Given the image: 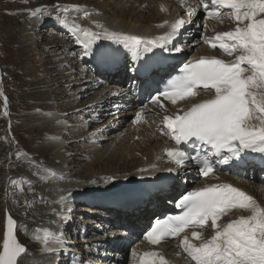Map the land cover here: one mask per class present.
<instances>
[{
	"label": "bare ground",
	"instance_id": "6f19581e",
	"mask_svg": "<svg viewBox=\"0 0 264 264\" xmlns=\"http://www.w3.org/2000/svg\"><path fill=\"white\" fill-rule=\"evenodd\" d=\"M94 1H100L102 4L98 5L94 3ZM72 2L74 3L68 4L75 6L69 5L70 7L66 9L69 11L74 9L77 10L66 15V17L64 16L63 21H60L62 23L65 22L70 29L75 25H79L81 29L99 32L101 31V28L98 27V25H103L108 31H115L125 35H137L144 40H152L157 37L165 36L171 32L172 25L178 24L180 20L190 21V23H187L183 28L178 29V37H173V39L168 42V46L179 42V45L182 48L180 53L164 51L159 48H153L151 53H147L144 52L143 45L140 46L138 53H134L128 49H124L122 46L116 48L106 41L99 43L97 46L100 47L101 51H115L117 62L112 67H106L100 60L98 61L94 59V61L90 63V67L91 69L92 67H98V70H95V72L104 76L102 78L106 79L108 82L115 81L116 84L114 85V88L120 92L108 94L109 90L103 89L104 91L101 90V94L94 93V90L97 89L94 81L97 80H93L87 77V75L85 76L84 72L81 71L80 75L84 78L82 80L85 83H91L90 85L85 86V83H81V79L76 80V77H67L72 73H78L79 69H74V72L70 67L69 72L67 69H63L61 72L52 71L53 73H56H49V98L52 97L51 99L56 105L59 99L61 103L58 105L61 106L62 104L61 108L64 110L65 106L62 102H65L64 99L67 96L66 92H71V95L75 94L76 98L67 102L73 103L67 107L69 108V111H74L75 113V110L78 108L80 109V112H85L83 109H88V117L91 118L90 122L101 126L97 127L94 132H91L93 130H91L92 127L90 123L80 126L74 125L76 128H71L70 125L62 132L61 127L59 126L67 124L65 121L66 118L60 120L58 117H52L51 115L42 114L38 111H32V115L27 119V129L30 131L32 130L31 133L40 130L47 134H45L46 137L43 138L44 140H41L42 146H39L40 151L47 152L50 155L51 163H58L60 166L58 165L59 167L57 168L49 167L48 171H46L47 169L45 170V173L49 174V176L46 174V178L41 179L45 186L39 185L36 187L38 190H41L42 193L40 194V192L37 191V194L32 195V197L26 202L29 204L31 200H35L38 203V208L34 207L37 209L36 211H39L40 213L48 211L49 232L60 236L61 233L57 231L58 223L60 224L65 220L62 219L63 215V217L68 216V214H70V216L72 215V212H69V209L67 210V207L70 206V202H72L74 207L76 204H82L91 208L92 206L100 204L92 203L89 206L84 202L85 198H91V193H85V189L90 187L88 185H90L91 182H105L107 179L111 178H108V176H116V174L135 176L133 178L119 177L120 180L115 179L114 183H110L111 185H109V183L103 184V188H107L104 193L109 195L112 194L111 196L114 198L115 194H119L129 186H134L139 182L151 183H147L150 184L148 189L141 191L140 194L135 195L136 197H130L124 200L118 205H114L116 204L115 200L110 201V207L114 208L112 212L114 213V218L117 217L121 222L119 223V227L122 229L132 227L134 235L139 237L135 249V252L137 253L135 256V263L132 262L131 264H139L144 253L152 251L159 254L158 257H154L153 259L158 260L159 257L162 256L168 261V264H192L190 259L178 246L179 240L183 235L187 234L190 236L191 232L184 233L173 243L151 246L143 236L146 227L163 213L172 211V208L175 207L176 201L183 194H186L190 190L203 188L212 184H230L237 187L252 196L262 207H264V164L256 161L238 167L221 166L217 172L209 178L201 179L193 167L190 166L186 171H181V166L176 165L175 161L167 156V150L176 147L174 140L170 136L166 135L165 139L158 141L162 145L155 146L154 140H152L153 138L144 140L148 133L146 129H143L140 123L135 122L132 125L126 126L125 119L131 114L136 116L139 112H142L143 117L146 115L145 119L150 121L149 123L157 121V117H159V121L162 122L163 125L165 115L183 114V112L188 111L194 103H200L204 100L210 99L211 93L202 91L198 92L196 97H189L183 101H177L175 104L172 102L164 103L159 101L153 105H145V101H143V98L149 94L151 84L159 85L160 82H162L167 76L173 74L175 70L180 68L184 63L195 61L201 57H217L224 59L225 61L232 60L233 57L227 56L222 50L211 51L209 49L211 46H209L208 43H204L199 36H201V31H204V36L214 38L219 32L234 29L235 22L231 21L227 24L226 20L228 18L226 17L225 21L222 23L206 19L205 13L202 10V5L203 3H208L210 11L213 10L210 0H203V3L201 0H147V2L146 0H74ZM79 2H83L84 4L82 5H84V7H76V4H79ZM143 8L145 11H142ZM193 9H195V12L189 16L188 13ZM144 12H148V16H145ZM182 13H185L184 17L182 16ZM197 25H199V27H197ZM225 25H228V27ZM188 27H195L192 33H190L192 37H186L194 39V41L190 42L193 43L190 48L184 46V41L181 40L183 32L187 30ZM63 30L66 33H69L67 30ZM67 36L69 44L70 40L72 42L71 50L73 49L76 51L79 49L82 51L79 58H84L85 60L87 59V61H90L88 57L83 55L84 50L81 45L76 42L77 36L81 39H87L83 33L72 32V34L69 33ZM54 46L58 47V44ZM64 56L67 59L69 58V55L67 54ZM186 56L187 58L184 60L183 58ZM149 57H152V60L149 63L154 72V75L151 73L149 74L150 78L149 76L139 74V72L134 74L133 72L127 71V67L132 66L133 61L143 63L148 60ZM101 75L98 76L101 77ZM64 78H68L65 80L68 89L64 91V95H62L60 91L58 92V95H53V89H51V87L55 86L56 83L59 85ZM75 86L76 88H74ZM43 88H45V86ZM35 89L38 88L35 87L34 89H31L32 93L30 97L32 101L41 102L38 101L39 98L41 100L48 98V96L39 97L41 93H39L40 91L36 92ZM115 99L117 100L114 101ZM127 100L131 103L128 104ZM45 103H47V101L40 104L44 110L48 108V103ZM110 104H112V106H110ZM39 108L40 111H42V108L38 106V109ZM1 114L2 112H0V126H2ZM6 114L8 121H12L11 119L15 116V112L9 107L6 109ZM254 123L259 124V121H254ZM55 129H57V133H51V131H55ZM2 132L3 136L1 137L2 139H0V157L6 150L3 138H5L7 143L11 145L7 129L4 131L3 128ZM135 137L139 139V142L134 141ZM87 139H92L90 145L86 144L87 146H83V144H80L81 140L85 142ZM66 140L68 141V144L64 145L63 142ZM84 148H86V150L89 149L90 154L95 152L98 153L99 151L102 152L101 156L96 155L97 158L94 159L90 165L94 173L96 172V175L94 174L91 176V174L89 177H86L85 175V178L79 181L76 176L79 174V169L82 167L78 161L83 160L75 159L73 158V155H81L80 152L83 151ZM69 154H72V159L68 157ZM17 156L18 155H16V157ZM174 165L176 166L174 167L175 170L172 167ZM140 169H148V171L141 172ZM168 169H172V171L169 172L167 171ZM89 171L91 170L89 169ZM155 171L158 172L150 176L147 174L148 172ZM145 175H147L148 178H142L145 177ZM257 175H259L260 178L254 177ZM181 176H184L183 184L186 183L187 186L195 184L196 186L187 189V186H182L181 184L178 185L176 180ZM252 176L255 178H252V180H259L261 184L249 182L251 180L249 178ZM60 177L62 180L60 188L51 187L49 190V185L55 180L58 182L57 179ZM11 178L8 180H11ZM116 178H118V176H116ZM13 191L14 187H11V194L15 192ZM18 193H22V189ZM69 193H71V199H68ZM74 207H72L73 212L74 210L76 211V208L74 209ZM99 207H101V209H106V211L111 210L103 204L99 205ZM96 212L98 213L102 211L97 210ZM249 214L250 213L246 211L235 210L230 215L233 219H237L240 216H247ZM150 215L154 216L149 217ZM228 218L229 217L226 216L223 217L220 223L223 224ZM69 220H71V218ZM65 221L67 222V220ZM109 221L115 224L118 223L114 220ZM207 229L210 228L204 230L199 229L197 231H204L205 237H208ZM91 230L93 234L89 235L84 232L81 236L83 239L89 238L87 241H91L85 244L94 245L96 249L108 248L106 252H96L93 254H96V256H98L101 261L106 262V264H121L123 256L120 254L121 252L118 251V247L113 243V238L97 237L95 240L97 233L93 229ZM37 232L39 233V231ZM95 242L98 244H94ZM57 243L58 246H61L60 249H56V244L53 241H49L48 249L54 248L56 249L55 251L61 250V252H57L59 254L57 257H61L65 248L60 242ZM44 251L45 249H43V252ZM51 259L52 258L49 259L48 264H54ZM23 262L24 254L18 258V263L23 264ZM32 262L43 264L42 262L35 260L29 261L28 264H31ZM94 264L99 263L98 261H95Z\"/></svg>",
	"mask_w": 264,
	"mask_h": 264
},
{
	"label": "snow or ice",
	"instance_id": "6c2138e0",
	"mask_svg": "<svg viewBox=\"0 0 264 264\" xmlns=\"http://www.w3.org/2000/svg\"><path fill=\"white\" fill-rule=\"evenodd\" d=\"M210 3L211 11L208 3H203L206 18L223 20L226 17L235 22V27L217 33L214 38L204 36L201 31L200 39L233 59L201 57L185 63L178 69L180 74L152 97L153 103L164 97L175 104L177 100L196 97L199 90L211 93L210 99L194 103L183 114L165 115L161 127V132L170 136L176 145L167 150V156L181 166V171L195 165L202 177H208L221 166L238 167L256 161L264 164V0H210ZM194 12L195 9L188 15ZM187 23L190 21L180 20L172 25L171 32L152 40L108 31L103 25H98L99 32L81 29L79 25L70 31L82 32L89 38L76 37L85 57L97 56L106 67H112L117 62L115 51H101L99 46L93 50V44L106 41L134 53L139 52L141 45L147 53L153 48L180 53L179 42L171 46L168 42L178 37V29ZM151 60L152 57L143 63L133 61L127 71L154 75ZM140 120L138 114L134 122ZM175 207L182 210L181 214L156 219L144 239L158 245L163 240L181 237L186 229L192 228L190 236L183 235L178 245L192 264H264V207L243 190L230 184H212L183 194ZM234 210L250 214L220 223ZM16 227V221L9 214L0 264H18V258L27 252ZM206 228L211 229L208 237L204 231L195 230ZM50 240L63 242V237L49 232L43 242L48 244ZM131 255L135 257L137 253ZM158 255L155 251L146 252L139 264H168L162 256L153 259Z\"/></svg>",
	"mask_w": 264,
	"mask_h": 264
},
{
	"label": "rangeland",
	"instance_id": "374dc122",
	"mask_svg": "<svg viewBox=\"0 0 264 264\" xmlns=\"http://www.w3.org/2000/svg\"><path fill=\"white\" fill-rule=\"evenodd\" d=\"M70 1L0 0V112H2L0 139H2L1 137L3 136V128L4 131H6L7 129V134L10 138L11 143L10 145L9 143H7V140L3 138V140L5 141L4 144L6 146V150L0 157V251H2L3 238L6 234V218L10 213V215L16 221V231L18 238L27 247V252L26 254H24L23 264H28V262L31 260L40 261L43 264H48L50 258H52L51 260H53L54 264H94L95 261H98L99 264H106V262L101 261L98 256L93 253L106 252L108 248L96 249L94 245L85 244L91 242L87 241L89 240V238L83 239L81 237L84 232L88 233L89 235L93 234L91 229H93L97 233L95 240L97 239V237L113 238V243L118 247V251L121 252L120 254L123 256L121 264H131L132 262L135 263V257H133L131 253L135 252L138 241L137 239L139 237L134 235L132 227H129V230L119 227V223L121 222L117 217L114 218V213H112L114 208L110 207V201L115 200L116 204L114 205H118L130 197H136L135 195L140 194L141 191H144L148 189V187H150V182H147L150 184H147L146 182H139L134 186H129L119 194H115L114 198H112V194L109 195L104 193L106 192L105 190L107 188H103V184L109 183V185H111L110 183H114L115 179L120 180V178H133L135 176H127V174L126 177L122 174H116L118 178H116V176H108V178H111L107 180L105 179V182H91L90 185H88L90 187L88 189H85V193L92 194L91 198H85L84 202L89 206L92 203L100 204H97L90 208L82 204H76L74 207L72 202L69 203L71 207L68 206L67 210L70 208L69 212H72V215L70 216V214H68V216L65 217H63V215L62 219L67 220V222L64 220L60 224L58 223L57 229V231L61 233L60 236L63 237V242L60 243L65 248L61 257H57L59 255L57 252H61V250L50 252L48 251L49 243L45 244L43 242L46 235L49 233V212L46 211L40 213L39 211H36L37 209H35L34 207L38 208V203L35 200H31L29 204L26 202L30 199V197H32V195L37 194V191H39L40 194L42 193V191L38 190V188L36 187L39 185L45 186V184L41 181V179L46 178V174H48L45 173V170L47 169L46 171H48L49 167L57 168L60 166L58 163H51L50 155L47 152L40 151L39 146H42L41 142L44 140L43 138H45L47 134L40 130L36 131L37 133H31L32 130L30 131L27 129V119H29L30 115H32V111H38L42 114H46L49 116L51 115L52 117H58L60 120L66 118L65 121L67 124H63V126L65 125L64 127L62 125L59 126L61 127L62 132L67 126L69 127L70 125L71 128H76L74 125L80 126L90 123L92 127L91 130H93L91 132H94L97 127L101 126L99 124L90 122L91 118L88 117V109H83V111L85 112H80V109L78 108L75 110V113L74 111H69V108L67 107L72 105L73 103L67 102L75 99V94L71 95V92H66L67 96L64 99L65 102H62L65 106L64 110H62L61 108L62 104L61 106H59L61 103L59 99L56 105L55 102L51 99L52 97L49 98V73H51L52 71L61 72V70L63 69H67L69 72L70 67L74 72V69H79L78 73H72L67 77H76V80L81 79L80 82L85 83L82 80L84 78L80 75L81 71L84 72L85 76L87 75V77L93 80H97L94 81L97 88L96 90H94V93L101 94V90L104 91L105 89L109 90L108 94L120 92L114 88V85L116 84L115 81L108 82L106 79L102 78L104 76L95 72V70H98V67H92L91 69L90 63H92L94 59L99 61V58L97 56L88 57L90 61H87V59L85 60L84 58H79L82 51H80L79 49H77L76 51L73 49L71 50L72 42L70 39L72 37L69 39V44L67 36V34L69 33L72 34V32L70 31L71 29L65 24V22H60L63 21L64 16L66 17V15H69L74 10H77L74 9L69 11L68 9H66L70 6H75L68 4L74 3L72 2L74 0ZM94 3L98 5L102 4L100 3V1H94ZM79 4H76V7H84V5H82L84 4L83 2H79ZM144 8L142 9V11H145ZM30 12L35 13V15H30ZM147 13H145V16H148L149 13ZM182 16L184 17L185 13H182ZM225 19L226 18H224L223 20H214L218 23H222L225 21ZM226 21L227 24L231 22V20L229 19H227ZM225 26L228 27V25ZM194 28L188 27L182 35L181 40L184 41V46H188L189 48L193 44L190 42L194 41V39L186 37H192L190 33H192ZM63 29L67 30L69 33H66ZM202 32L204 35V31ZM86 38L89 39L88 37ZM101 42L105 41H98L93 44V50H95V47ZM53 44H58V47H55ZM209 49L211 51L220 50L219 48L211 49L210 47ZM66 54L69 55L68 59L64 56ZM186 58L187 56L183 59L185 60ZM98 75H101V77H99ZM66 79L68 78H64V80H62L59 85L58 83H56L55 86L51 87V89H53V95H58L59 91L62 93V95H64V91L68 89L67 84H65ZM90 84L91 83H85V86ZM44 86L45 88H43ZM35 87L38 88L35 89V91H40L39 93H41L39 97L48 96V98L41 100L38 97L40 99H38V101L41 102L32 101L30 97L32 93L31 89H34ZM74 88H76V86ZM45 100L48 103V108L46 110H44L43 107L40 106L41 103L46 102ZM116 100L117 99H115L114 101ZM127 103L129 104L131 102L127 100ZM147 104L148 103L145 99V105ZM38 106L42 108V111H40V108L38 109ZM110 106H112V104H110ZM9 107L13 112H15V116H13L11 119L12 121H8V117L6 114V109H8ZM67 110L71 113H68ZM138 114L141 115V120L138 123H140L143 129H146L148 133L144 140L153 138L152 140H154L155 146L162 145L158 141L165 139L166 135L162 134L161 132L162 122L159 121L160 118L157 117V121L149 123L150 121L145 119L146 115H144L143 117L142 112H139ZM136 116H134L133 114L127 116L125 119V125L129 126L134 124V118ZM51 133H57V129H55V131L52 130ZM134 141L139 142V139L135 137ZM67 142L68 141L66 140L65 142H63V144L66 145L68 144ZM91 142L92 139H87L85 142L81 140L80 144H83V146H85L86 144L90 145ZM101 152L102 151L90 154L89 149L86 150V148H84L83 151L80 152L81 155H73V158L83 160L78 161L82 168L79 169V174H77L76 176L77 180L80 181L81 179H84L85 175L86 177H89V175L91 174V176H93L94 174L96 175V172L94 173L90 165L94 161V159L97 158V156H101ZM16 155L18 156L16 157ZM68 157L72 159V154H69ZM172 167L174 169V167L176 166L174 165ZM12 169L14 170V172ZM89 169L91 171H89ZM156 172L158 171L148 172L147 174L150 176L152 174H155ZM254 177L260 178L259 175ZM254 177L252 176L251 178H249L251 179L249 182H254V184H261L259 180H252V178L255 179ZM10 178L11 180H8ZM142 178L146 179L148 178V176L145 175V177ZM57 180L58 182H56L55 180L49 185V190L51 187L60 188L62 184L61 177ZM176 182L178 185L181 184L182 186H187L186 183L183 184L184 176L179 177ZM195 186V184H190L187 186V189L193 188ZM11 187H14L15 191H13L14 193L12 194ZM21 189L22 193H18ZM101 204L106 205V207H109L111 210L106 211V209L104 208L101 209V207H99V205ZM72 207H74V209L76 208V211L74 210L73 212ZM97 210L102 212L97 213ZM152 216L154 215H150L149 217ZM226 217L229 218L224 223L233 219L230 214ZM70 218L71 220H69ZM109 220H114L118 223L115 224ZM37 231H39V233ZM206 231L208 233L207 236H210L211 229H207ZM50 241H53L56 244V249L61 248L60 245L58 246L57 241ZM94 244L98 243L95 242ZM43 249H45L44 252ZM31 264L37 263L32 262Z\"/></svg>",
	"mask_w": 264,
	"mask_h": 264
}]
</instances>
